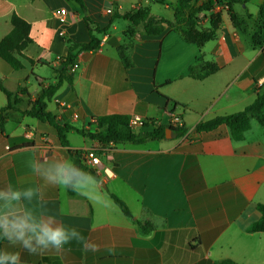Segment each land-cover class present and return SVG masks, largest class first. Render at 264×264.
Instances as JSON below:
<instances>
[{
  "label": "crops",
  "instance_id": "crops-1",
  "mask_svg": "<svg viewBox=\"0 0 264 264\" xmlns=\"http://www.w3.org/2000/svg\"><path fill=\"white\" fill-rule=\"evenodd\" d=\"M79 1L0 0V40L11 30L12 14L30 25L32 40L22 52L23 69L14 71L0 58L4 87L13 93L22 89L0 131V194L19 191L20 201L13 204L21 215L43 206L45 216L38 214L37 222L54 217V223L76 228L85 247L96 244L99 250L85 252L73 238L60 251L35 254L2 240L0 252L18 253L21 264H212L226 258L264 264V232L246 231L260 217L256 204L264 205V126L251 119L240 141L224 125L194 131L199 122L243 110L261 92L264 48H253L250 36L264 0L234 6L248 26L245 31L235 28L223 10L216 38L201 48L171 26L147 35L140 25L126 37L130 23L122 16L147 8L152 16L173 22L177 0ZM60 8L67 12L63 24L53 16ZM85 18L102 31L95 33L98 48L77 53L72 83H63L46 102L58 123L73 128L66 134L68 148H100L74 130L93 131L90 121L97 116H138L160 126L175 113L187 131L142 145L108 144L100 156V180L76 181L70 193L59 178V169L72 162L67 147L53 127L23 112L55 82L68 41H90ZM207 28L208 21H202L200 29ZM206 64L218 70L204 75ZM190 66H195L194 78ZM6 102L0 91V110ZM29 132L32 138L26 139ZM29 190L31 197L24 195ZM136 221L153 228L143 232Z\"/></svg>",
  "mask_w": 264,
  "mask_h": 264
},
{
  "label": "trees",
  "instance_id": "trees-1",
  "mask_svg": "<svg viewBox=\"0 0 264 264\" xmlns=\"http://www.w3.org/2000/svg\"><path fill=\"white\" fill-rule=\"evenodd\" d=\"M80 3L79 0H74ZM250 0H177V5L174 8V21L170 22L164 18H156L152 16L147 8L139 9L132 14L122 16L130 23L127 29L126 37H131L135 33V29L141 25L142 31L147 35H159L162 33L164 26H171L181 32L182 36L187 42L195 44L201 48L205 43L216 38V31L221 24V11L214 12L215 6L224 7V11L228 15L231 24L242 31L246 29V23L240 19L234 10L235 5H242L248 3ZM121 17V16H116ZM247 18H251L247 14ZM87 29L90 34V41L88 43H74L68 41L67 54L59 58L60 68L55 70V82L42 88L41 94L31 103L29 108L23 112L26 116L35 118L39 121L46 122L48 125L56 130L58 139L63 147H67V152L72 158V162L68 167L70 169L71 181L68 185V190L72 193L73 184L76 181L85 179L90 176L94 180L99 181L100 178L96 172L89 168L84 159L83 150H72L68 148L67 132L73 129L71 126L60 124L55 120V117L46 110V102L55 93V91L63 83H72V76L70 68L76 60L77 53L81 51H93L98 48L99 41L95 37V33H101L94 24L84 19ZM207 20L208 28L201 30V22ZM11 30L0 40V58L6 62L14 71L23 69L22 52L32 43L29 37L30 25L21 19L16 14L10 17ZM251 45L253 48H264V4L258 6V24L256 29L250 36ZM129 45V44H128ZM127 48L126 46H124ZM123 55V52L121 53ZM200 57L197 58L199 60ZM126 63L127 60L125 59ZM30 64L35 62L28 59ZM194 67L190 66L188 74L190 77L194 75ZM218 70L215 65L206 64L204 66V75H209ZM0 91L4 93L7 98L6 105L0 110V131H3L5 122V114L9 110H15V105L19 102L17 98L18 93H22L19 88L18 92L8 91L0 77ZM129 117L124 115H106L91 118V123L95 125L93 131L82 129H74L79 135L95 141L100 145L97 148V154L101 155L108 144H132L142 145L148 141L165 139V131L168 129L175 137H180L186 133V129L182 126L175 128L171 125H160L150 129H141L135 131L129 124ZM251 119L264 126V86L259 92L253 102L246 106L243 110L222 116H216L208 121L199 122L194 131L197 133L209 132L221 125L228 128L230 136L235 141L243 139L244 132L249 128ZM111 199L120 208L121 212L127 216L132 217L129 209L125 203L114 194H110ZM256 209L260 213L257 221L251 223L246 231L249 233L264 232V205L256 204ZM143 232L152 230L153 226L146 222L136 221ZM2 240H0L1 242ZM212 264H239L232 259H221L212 262Z\"/></svg>",
  "mask_w": 264,
  "mask_h": 264
},
{
  "label": "clouds",
  "instance_id": "clouds-1",
  "mask_svg": "<svg viewBox=\"0 0 264 264\" xmlns=\"http://www.w3.org/2000/svg\"><path fill=\"white\" fill-rule=\"evenodd\" d=\"M69 172V168L59 169L60 186L69 188L71 181ZM72 190L76 191L75 186ZM24 195L31 197L32 192L29 190ZM20 197L19 191L12 192L10 196L0 194V198L4 200V203L0 204V240H7L13 245L19 244L30 254L49 249L60 251L65 244L73 241V238L83 246L85 252L99 250L96 244L85 247L87 241L76 228L69 230L62 223H54L56 221L54 217L48 216L47 222L44 220L37 222L38 214L45 216L43 206L39 208L34 206L21 215L22 210L13 204V201L18 203ZM0 264H21L20 256L18 253L0 252Z\"/></svg>",
  "mask_w": 264,
  "mask_h": 264
},
{
  "label": "built area",
  "instance_id": "built-area-1",
  "mask_svg": "<svg viewBox=\"0 0 264 264\" xmlns=\"http://www.w3.org/2000/svg\"><path fill=\"white\" fill-rule=\"evenodd\" d=\"M152 1H154V0H152ZM221 10H224V7H222V6H215L214 7V12H219ZM53 16L58 23L63 24L66 22L67 12L64 8H60V9H57L53 12ZM60 35H62V32H60ZM77 67H78V64H77V61L75 60V62L73 63V65L70 68V72L71 73L74 72ZM260 86H264V82H260L259 87ZM129 124L132 128H134V130H140V129H142L146 126H149V125L152 128L158 126L155 122H150V121L143 119V118H140L138 116L131 117L129 119ZM169 125H171L175 128L182 127L183 123H182L180 116L176 115L175 113H170L169 114ZM25 138L31 139L32 133H30V132L27 133L25 135ZM100 156L101 155L97 154L96 148L86 150L84 153V159H85L86 164L88 165L89 168L93 169L96 172V174H99V171L101 169ZM103 173H105L106 175L109 174V172H107V169H103Z\"/></svg>",
  "mask_w": 264,
  "mask_h": 264
},
{
  "label": "rangeland",
  "instance_id": "rangeland-1",
  "mask_svg": "<svg viewBox=\"0 0 264 264\" xmlns=\"http://www.w3.org/2000/svg\"><path fill=\"white\" fill-rule=\"evenodd\" d=\"M236 11H237V12L240 11V7H239V6L236 7ZM163 14H164V12H163ZM164 15H166V14H164ZM241 20H242V18H241ZM251 24H252V23H251ZM255 25L257 26V23H255ZM247 27H248V26H246V28H247ZM254 29H255V28H254ZM254 29H253V30H254ZM47 79H49V78H47ZM47 81H48V80H47ZM75 136H76L77 138H80V137H78V135H75Z\"/></svg>",
  "mask_w": 264,
  "mask_h": 264
},
{
  "label": "water",
  "instance_id": "water-1",
  "mask_svg": "<svg viewBox=\"0 0 264 264\" xmlns=\"http://www.w3.org/2000/svg\"><path fill=\"white\" fill-rule=\"evenodd\" d=\"M170 133H171V131L167 129V130L165 131V137H166V138H169V137H170Z\"/></svg>",
  "mask_w": 264,
  "mask_h": 264
}]
</instances>
